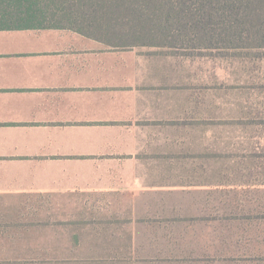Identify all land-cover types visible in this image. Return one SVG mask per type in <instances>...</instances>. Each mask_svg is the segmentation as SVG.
Wrapping results in <instances>:
<instances>
[{
    "label": "rangeland",
    "instance_id": "rangeland-1",
    "mask_svg": "<svg viewBox=\"0 0 264 264\" xmlns=\"http://www.w3.org/2000/svg\"><path fill=\"white\" fill-rule=\"evenodd\" d=\"M168 6L169 0H44L43 15L28 23L73 29L125 50L137 87L142 72L144 110L135 163L145 195L87 201L88 209L105 210L81 223L103 229L110 241L83 236L86 248L73 255L63 250L59 257L46 249L56 243L44 225L78 216L18 215L15 201L0 200V264H81L90 249L95 264H118V257L107 259L109 244L126 245L121 250L128 252L133 245L148 256L139 263L123 254L122 264H166V258L151 255L156 249L149 241L160 239L181 245L184 254H176L172 264H264L261 6L247 9L248 40L237 33L223 40L216 33L179 28L163 14ZM22 22L7 17L0 25ZM220 248L223 255L211 254Z\"/></svg>",
    "mask_w": 264,
    "mask_h": 264
},
{
    "label": "crops",
    "instance_id": "crops-1",
    "mask_svg": "<svg viewBox=\"0 0 264 264\" xmlns=\"http://www.w3.org/2000/svg\"><path fill=\"white\" fill-rule=\"evenodd\" d=\"M136 80V73L128 72L125 50L85 34L37 26L0 30V200L15 201L18 215L79 217L44 225L56 244L41 248L54 249L48 251L54 257L86 248L83 236L110 241L103 229L81 223L105 210L88 209L87 201L95 205L113 194L145 195L135 163L137 123L144 110L142 72L138 87ZM160 240L149 241L155 259L172 264L170 259L184 254L178 242ZM123 246H104L107 259L118 257L120 264L123 254L139 263L148 258L133 245L129 252ZM216 252L223 255L222 248L211 254ZM95 260L90 249L79 262Z\"/></svg>",
    "mask_w": 264,
    "mask_h": 264
},
{
    "label": "trees",
    "instance_id": "trees-1",
    "mask_svg": "<svg viewBox=\"0 0 264 264\" xmlns=\"http://www.w3.org/2000/svg\"><path fill=\"white\" fill-rule=\"evenodd\" d=\"M43 2L44 0H0V22H4L7 17L23 20L22 25H0V30L35 26L28 23L36 16L43 15ZM254 3L261 6L259 28L264 34V0H169L168 9L163 14L168 20H175L176 26L185 27L189 32L201 30L206 36L216 33L217 38L223 40L233 38L237 33L240 40H248L249 34L245 32H251L252 29H245V21L250 16L248 10ZM37 27L64 28L43 24Z\"/></svg>",
    "mask_w": 264,
    "mask_h": 264
}]
</instances>
